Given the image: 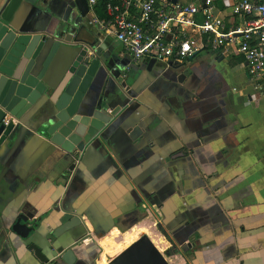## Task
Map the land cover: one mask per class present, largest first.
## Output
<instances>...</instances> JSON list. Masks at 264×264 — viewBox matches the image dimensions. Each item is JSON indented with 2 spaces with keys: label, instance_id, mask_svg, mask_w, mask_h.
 <instances>
[{
  "label": "crops",
  "instance_id": "obj_1",
  "mask_svg": "<svg viewBox=\"0 0 264 264\" xmlns=\"http://www.w3.org/2000/svg\"><path fill=\"white\" fill-rule=\"evenodd\" d=\"M230 2L212 4L227 15ZM93 14L105 15L103 0L85 15L75 0L22 1L8 23L29 44L38 35L32 53L44 39L30 71L43 88H30L18 119L6 117L0 264H110L142 241L154 264H264V73L251 77L230 47L140 61L122 75L128 56ZM85 44H102L114 66L100 64L84 91L68 93L59 84ZM98 102L110 120L82 151L50 141L57 115L89 114ZM18 220L26 237L12 230Z\"/></svg>",
  "mask_w": 264,
  "mask_h": 264
},
{
  "label": "built area",
  "instance_id": "obj_2",
  "mask_svg": "<svg viewBox=\"0 0 264 264\" xmlns=\"http://www.w3.org/2000/svg\"><path fill=\"white\" fill-rule=\"evenodd\" d=\"M97 0H88L93 6ZM207 0L202 8L179 0H104L105 15L91 23L110 33L131 64L154 60H188L205 51L225 52L230 47L243 57L247 73H264V2L231 0L227 15Z\"/></svg>",
  "mask_w": 264,
  "mask_h": 264
},
{
  "label": "water",
  "instance_id": "obj_3",
  "mask_svg": "<svg viewBox=\"0 0 264 264\" xmlns=\"http://www.w3.org/2000/svg\"><path fill=\"white\" fill-rule=\"evenodd\" d=\"M22 1L34 3L36 0H9L0 13V143L11 135L14 127L12 122L6 120V117L9 115L18 119L24 109L28 108L34 100L33 95L36 93L31 94L30 88L35 86L37 87L36 90H42L41 87L43 88V86L39 87L36 85L38 77H34L30 71L35 64L36 57L41 50L44 39H42L32 53L31 49L35 40L38 39V35H35L32 38V43L29 44L31 36L27 34L17 36L16 32L8 26L14 12ZM75 5L81 15L87 13V0H75ZM10 45H12L11 50H9L5 59L2 60ZM57 45V42L54 43L48 57L43 62V66L47 65ZM20 55H24V58L27 59L23 71L20 70L23 66L24 58L19 66L15 68L17 56ZM154 62V59L149 60L148 67ZM114 63L111 52L104 51L102 44H85L81 48L79 55L70 64L59 87L67 83L65 90L70 93L73 86L77 85L78 91L82 92L94 76L100 64L106 70L110 71ZM118 72L119 70H117ZM106 110L107 106H101L100 102H98L89 114L76 113L73 110H68L66 114L57 115L56 122L48 130L50 141L68 152L74 150L82 151L85 144L110 120V114ZM66 217L64 216L61 219L63 223ZM12 230L22 237H26L30 232V229L19 220L12 225ZM141 243H143V246ZM148 247L149 245L144 241L139 242L137 245H132L130 249L123 252L115 260L110 262V264H117L121 258L126 260L124 264H152L146 255ZM61 250L62 248H59V251ZM70 255V251H67L64 257L66 258V256Z\"/></svg>",
  "mask_w": 264,
  "mask_h": 264
},
{
  "label": "bare ground",
  "instance_id": "obj_4",
  "mask_svg": "<svg viewBox=\"0 0 264 264\" xmlns=\"http://www.w3.org/2000/svg\"><path fill=\"white\" fill-rule=\"evenodd\" d=\"M147 255V254H146ZM147 257H148V259L150 260V262L152 263V264H154V262L151 260V258L147 255ZM161 261V260H160ZM162 262V261H161ZM163 264V263H162Z\"/></svg>",
  "mask_w": 264,
  "mask_h": 264
},
{
  "label": "trees",
  "instance_id": "obj_5",
  "mask_svg": "<svg viewBox=\"0 0 264 264\" xmlns=\"http://www.w3.org/2000/svg\"><path fill=\"white\" fill-rule=\"evenodd\" d=\"M103 3H104V0H103Z\"/></svg>",
  "mask_w": 264,
  "mask_h": 264
}]
</instances>
